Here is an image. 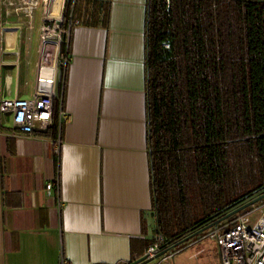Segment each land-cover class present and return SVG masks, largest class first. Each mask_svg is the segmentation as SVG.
Instances as JSON below:
<instances>
[{
  "label": "crops",
  "instance_id": "obj_1",
  "mask_svg": "<svg viewBox=\"0 0 264 264\" xmlns=\"http://www.w3.org/2000/svg\"><path fill=\"white\" fill-rule=\"evenodd\" d=\"M10 3L0 2V99L29 98L35 84L29 91L13 68L33 56L36 65L41 7L29 17ZM145 15L146 0H110L107 28L72 27L59 80L70 120L56 136L50 129L20 134L0 114V264H128L140 257L132 248L140 252L154 228ZM56 179L58 192L46 190Z\"/></svg>",
  "mask_w": 264,
  "mask_h": 264
},
{
  "label": "trees",
  "instance_id": "obj_2",
  "mask_svg": "<svg viewBox=\"0 0 264 264\" xmlns=\"http://www.w3.org/2000/svg\"><path fill=\"white\" fill-rule=\"evenodd\" d=\"M109 4L68 0L63 26L107 28ZM144 42L154 228L138 257L264 188V0H146Z\"/></svg>",
  "mask_w": 264,
  "mask_h": 264
},
{
  "label": "built area",
  "instance_id": "obj_3",
  "mask_svg": "<svg viewBox=\"0 0 264 264\" xmlns=\"http://www.w3.org/2000/svg\"><path fill=\"white\" fill-rule=\"evenodd\" d=\"M11 3L9 2V5ZM20 5L28 10L30 17L32 11L41 7V24L39 29L38 59L36 62L37 77L32 96L22 98L0 99V114L10 115L14 130L24 135H31L35 129L48 131L55 120V100L59 99L58 108V133L69 122L70 118L61 107L62 92L58 91L56 67L65 69L68 55H60V44L65 39L66 44L73 25L76 22L69 21L63 26V12L65 0H58V11H51L54 0H20ZM55 48L54 57L47 62L45 58L46 45ZM52 68V77L44 76L45 70ZM59 144V140L57 142ZM58 147L54 153L58 154ZM46 190H59V180L46 184ZM254 216H257L254 218ZM218 245L219 264H264V203L253 206L238 214L227 224L210 229L208 233ZM159 240L149 246L144 254L152 255L154 250L160 248ZM164 260L172 257L165 254ZM138 259L135 257V260ZM57 264H69L61 258Z\"/></svg>",
  "mask_w": 264,
  "mask_h": 264
},
{
  "label": "rangeland",
  "instance_id": "obj_4",
  "mask_svg": "<svg viewBox=\"0 0 264 264\" xmlns=\"http://www.w3.org/2000/svg\"><path fill=\"white\" fill-rule=\"evenodd\" d=\"M3 4H9V2H14V6L20 4V0H0ZM68 0H65V4H67ZM12 7V8H13ZM8 6V9H12ZM10 14V12H9ZM11 16V15H10ZM16 17V14H14ZM11 16L10 21L15 22L16 18ZM33 45L35 43L33 42ZM35 48V46H34ZM61 53H59V56ZM34 56L33 58H29L28 65L24 66H14L15 69L13 75L15 76L16 81L22 80L25 85H28L26 88L30 91L31 88L34 87L37 77V67L35 65ZM49 69V68H48ZM52 68H50L51 71ZM63 69L60 67H56V77L57 82L62 80ZM33 86V87H32ZM264 203V200L255 204L254 206H258ZM250 209V208H249ZM248 210V209H247ZM257 216H254V218ZM228 222H224L225 224ZM210 230H207L201 235V238H192L189 241L181 244L179 247L176 246L171 252L167 253V255L172 254V257L168 260H164L163 256L153 259L151 262L147 264H219V251L218 245L214 238L209 236Z\"/></svg>",
  "mask_w": 264,
  "mask_h": 264
},
{
  "label": "water",
  "instance_id": "obj_5",
  "mask_svg": "<svg viewBox=\"0 0 264 264\" xmlns=\"http://www.w3.org/2000/svg\"><path fill=\"white\" fill-rule=\"evenodd\" d=\"M264 200V188L257 192L256 194L250 195L246 198L241 200L238 204L227 208L226 211L216 215V217L213 218V220L206 224L205 226L199 228L198 230L194 231L193 233H189V235L185 236L184 238L180 239L176 243L168 246L165 249L158 248L154 250L152 255L144 254L143 256L139 257L138 259L128 263V264H147L151 262L153 259H157L161 256H164L165 254L171 252L173 249L176 248V246H180L181 244L189 241L192 238H201V235L206 232L207 230H210L214 227L217 228L220 224L223 222H229L231 221L235 216L238 214L246 211L247 209L253 207L255 204L261 202Z\"/></svg>",
  "mask_w": 264,
  "mask_h": 264
},
{
  "label": "bare ground",
  "instance_id": "obj_6",
  "mask_svg": "<svg viewBox=\"0 0 264 264\" xmlns=\"http://www.w3.org/2000/svg\"><path fill=\"white\" fill-rule=\"evenodd\" d=\"M51 11L53 13H56L58 11V0H54V5L51 7ZM55 48L53 46H50L49 44L46 45L45 48V58H47V62L51 61L54 57ZM44 76L52 77V69L50 71V68L45 70Z\"/></svg>",
  "mask_w": 264,
  "mask_h": 264
}]
</instances>
